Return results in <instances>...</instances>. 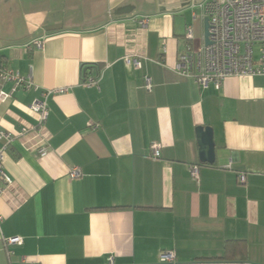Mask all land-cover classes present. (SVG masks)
Returning a JSON list of instances; mask_svg holds the SVG:
<instances>
[{"label": "crops", "instance_id": "obj_1", "mask_svg": "<svg viewBox=\"0 0 264 264\" xmlns=\"http://www.w3.org/2000/svg\"><path fill=\"white\" fill-rule=\"evenodd\" d=\"M205 1L0 0L3 12L15 6L10 24L1 18L0 63L32 81L2 86L0 131L36 126L33 100L48 107V153L18 138L6 151L2 232L22 243L9 256L0 239V264H106L109 254L165 264L170 250L171 264H264V78L216 89L174 69L205 45ZM132 55L137 69L124 61ZM201 125L213 131L212 164L199 161ZM153 143L160 158L149 157Z\"/></svg>", "mask_w": 264, "mask_h": 264}, {"label": "built area", "instance_id": "obj_2", "mask_svg": "<svg viewBox=\"0 0 264 264\" xmlns=\"http://www.w3.org/2000/svg\"><path fill=\"white\" fill-rule=\"evenodd\" d=\"M202 16L208 18L209 44L201 50L187 47L179 54L174 69L177 73L191 76L201 87L213 85L219 89L222 82L228 77L261 76L264 78V0H206L199 5ZM148 19L142 18L139 23L146 26ZM185 38L191 40L193 31L191 26L185 30ZM42 41L33 40L29 46L41 47ZM28 46V47H29ZM165 46H163V50ZM127 65L134 68L141 66L137 55L125 56ZM96 78H89L83 84L93 85ZM6 82H12L13 88L23 86L31 88L30 78L22 76L17 70L0 63V103L10 97V93L2 89ZM143 86L147 91L152 89V81L148 75L143 76ZM56 91H63L56 90ZM46 98L35 99L29 109L37 115V125L27 128L21 127L17 131H0V197L11 193L13 182L4 169L6 151L11 142L18 138L25 148H37L41 157L48 153L45 123L48 116ZM29 135H32L30 138ZM29 137V138H28ZM149 157L160 158V144L150 146ZM193 178H198V166L190 168ZM71 178L81 176L79 167H72L69 171ZM239 181H244V175H239ZM4 218L0 213V239L9 256L14 254V247L22 243L19 236L5 237L2 232ZM159 261L171 264L175 261L173 251H166L159 255ZM106 264H115L114 256L109 254Z\"/></svg>", "mask_w": 264, "mask_h": 264}, {"label": "water", "instance_id": "obj_3", "mask_svg": "<svg viewBox=\"0 0 264 264\" xmlns=\"http://www.w3.org/2000/svg\"><path fill=\"white\" fill-rule=\"evenodd\" d=\"M204 44L208 45V18H204ZM197 140L199 144V161L202 163L214 162V141H213V131L209 126H198L196 128Z\"/></svg>", "mask_w": 264, "mask_h": 264}, {"label": "rangeland", "instance_id": "obj_4", "mask_svg": "<svg viewBox=\"0 0 264 264\" xmlns=\"http://www.w3.org/2000/svg\"><path fill=\"white\" fill-rule=\"evenodd\" d=\"M14 13H15V6H9L8 11H6L4 8V12L0 9V23H1V18H4L3 19L4 23L6 24V22H8V24H10L13 20ZM0 31H1V27H0Z\"/></svg>", "mask_w": 264, "mask_h": 264}, {"label": "trees", "instance_id": "obj_5", "mask_svg": "<svg viewBox=\"0 0 264 264\" xmlns=\"http://www.w3.org/2000/svg\"><path fill=\"white\" fill-rule=\"evenodd\" d=\"M84 68H85V67L83 66V70H84V71H83V75L85 76V74H86V71H87V68H85V69H84ZM84 80H85V79L83 78V80H82V81H84ZM227 247H228V245H227Z\"/></svg>", "mask_w": 264, "mask_h": 264}]
</instances>
